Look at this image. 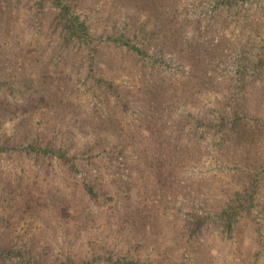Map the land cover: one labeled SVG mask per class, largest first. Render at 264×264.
Instances as JSON below:
<instances>
[{
    "label": "rangeland",
    "instance_id": "rangeland-1",
    "mask_svg": "<svg viewBox=\"0 0 264 264\" xmlns=\"http://www.w3.org/2000/svg\"><path fill=\"white\" fill-rule=\"evenodd\" d=\"M71 1L90 24L99 61L89 58L91 49L79 48L78 58L65 65L72 75L62 93L55 73L33 72L45 83L44 102L38 94L34 105L26 94L11 92L10 84H0V264H122L128 258L148 264H264V239L259 243L262 236L255 230L261 221L264 232V186L258 205L241 215L231 236L221 234L216 223L204 224L195 233L189 229L197 213L221 207L240 186L230 144L221 142L213 120L218 106L233 107V101L221 95L229 81L196 89V99L177 97L176 82L163 81H189L185 72L194 63L168 49L152 65L129 57L107 37L114 23L119 27L129 19L131 8V14L123 16L120 9L107 7L106 0ZM181 2L193 28L197 20L203 33L214 26L209 34L218 38L207 44L217 39L218 46L230 45L216 62L218 77L228 78L239 56L234 42L239 35L247 38V21L260 26L258 37L264 33V0H232L218 6L215 0ZM45 4L54 12L50 0ZM22 11L16 22L23 24L28 17L30 29H35L30 21L36 17L27 8ZM49 20L44 18L46 24ZM23 35L26 40L29 33ZM2 38L0 47L7 53L0 58L6 72L1 77L10 79L14 69L21 73V65L27 72L33 46L17 48L12 38ZM208 48L217 50L216 45ZM104 52L110 54L104 57ZM60 58L56 55L53 61ZM142 75L163 82L171 97L158 102L162 92L154 94L144 86ZM101 77L119 85L128 105L113 89L104 88ZM49 139L69 147L72 156L24 148L34 140L44 146ZM158 162L176 170L169 187L161 184L164 175ZM85 182L95 187L94 194L85 189ZM20 250L22 255H15Z\"/></svg>",
    "mask_w": 264,
    "mask_h": 264
},
{
    "label": "trees",
    "instance_id": "trees-1",
    "mask_svg": "<svg viewBox=\"0 0 264 264\" xmlns=\"http://www.w3.org/2000/svg\"><path fill=\"white\" fill-rule=\"evenodd\" d=\"M50 1L54 5V12L46 6L47 0H3L0 2V38H12V46L17 48L20 45L24 47L26 44V46H30L31 50V46H33L34 51L30 55L33 62L29 63L27 72H24L21 65L19 67L21 73H18V69H14L13 72H9V75L12 76L10 79L7 77L2 78L1 75L6 72L3 67H0V84H10L11 92L14 94L16 92L26 94L28 97L26 98L27 102L31 105L39 103L34 102V99L36 100L34 97L38 94L40 95L39 100L44 102L42 92L45 83L42 80V75L47 76L51 72L55 73L56 77L58 76L56 80L59 84V90L61 93L64 91L69 85L67 80L72 75L71 68L65 65L78 58L77 53L80 54L81 51L79 48L91 49L89 58L92 61H99L100 59L98 49L94 47L96 40L91 32L90 24L82 18L80 13L75 11L73 1ZM106 1L107 7L112 6L115 7V10L120 9V14L123 16L131 14L129 8L132 9V15H129V19L125 20L122 25L118 27V24L114 23L113 26L117 30L115 28L109 31L107 37L108 40H111L109 44L124 48L129 53V57L146 60L145 63L150 65L162 59L167 49L175 50L179 57L189 59L190 62L194 63V66L185 72V77L189 78V81H175V79L163 81L167 85H170V82H176L174 93L177 97H181L185 101L191 98L196 99V89L211 84L219 85L225 80L229 81L226 88L222 89L221 95L226 98L225 101L228 100L231 103L233 101V107L231 106L229 111L225 105L218 106L215 109L217 116L213 120L216 121L217 131L222 134L220 137L221 142L224 145L230 144L228 145L231 152L230 160L237 166L234 176L240 186L221 207L207 213L202 212V215L197 213L189 229L195 233L204 224L213 225L216 223L221 234L231 236L238 228L237 223L241 215L251 213L252 209L258 205V195L264 186V33L258 37L260 26L257 27V25H252V22L247 21L250 24L245 32L247 38L239 35L233 45L239 52L237 67L232 75L221 79L217 74L216 62L227 55V48L230 45L219 43L218 46L217 39H215V43L207 44V40H213L212 37L218 38L215 33L209 34L210 29L214 26L206 29L203 33V27L200 21L197 20L193 28L190 25L192 23L191 19L184 14L181 2L183 0ZM23 2L25 3L23 4ZM215 3L218 6L221 3H232V0H215ZM23 8H27V11L36 17L35 20L30 21L35 29H30V25L27 23L30 20L28 17H26L23 24L16 22V17L19 19V16L22 17L21 14H25L22 11ZM141 13L147 16L139 19V17H142ZM44 18H50L48 24H46ZM131 18L134 19V28L133 25L132 27L130 25ZM262 23L264 24V20H262ZM25 33H29L26 40L23 38ZM17 36L19 38L15 40ZM78 44L80 45L78 46ZM208 45H216L217 50L212 52ZM6 53L4 46L0 47L1 60L5 59ZM109 54L104 52V57ZM56 55L61 57V62L58 59L53 61ZM112 55V57L116 55L114 51ZM11 57L17 58L15 54ZM212 58L216 60H212ZM9 64L11 62L7 66ZM33 72L42 75L33 76ZM140 78L144 80V86H147L154 94L159 93V91L162 92V97L158 102H166L171 97V89L165 90L163 82L158 79L150 81L144 75ZM99 82L106 90L113 89L118 97V94H120L118 84L107 77H101ZM120 95L122 103L128 105L129 100L126 95ZM152 97L159 99L155 96ZM197 99L199 100L198 97ZM3 106V101H0V109ZM162 110H159L160 113ZM160 115L157 114L156 117L159 118ZM210 122L213 124L211 120ZM222 139H226V143ZM24 146L25 149L35 152L55 153L61 157L72 156L68 154L69 147L64 148L63 145H59L51 139L46 141L44 146L39 145L37 140L24 143ZM162 165H164V162ZM73 166L79 169L78 165ZM158 166L160 168L159 172L164 175L161 184L164 183V186L169 187L175 180L176 170L174 171L173 168L165 165L162 167L159 162ZM165 167L166 169H164ZM83 185L91 194H94L95 187L92 184L85 182ZM61 209L66 210L64 205L61 206ZM260 222L257 221L255 227L259 238L262 236L259 243L264 239L262 225H259ZM145 224L143 225L145 226ZM261 244L264 245V242H261ZM10 250L11 252L14 251ZM20 254L22 255V250L17 251L15 255ZM26 262L27 264H33L31 261ZM66 264L76 263L68 262ZM122 264L148 263L139 261L137 258H128V260H123Z\"/></svg>",
    "mask_w": 264,
    "mask_h": 264
}]
</instances>
